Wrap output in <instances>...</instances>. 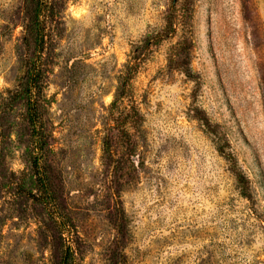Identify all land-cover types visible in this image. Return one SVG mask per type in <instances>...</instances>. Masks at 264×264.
Listing matches in <instances>:
<instances>
[{
  "label": "rangeland",
  "instance_id": "rangeland-1",
  "mask_svg": "<svg viewBox=\"0 0 264 264\" xmlns=\"http://www.w3.org/2000/svg\"><path fill=\"white\" fill-rule=\"evenodd\" d=\"M65 260L264 264V0H0V264Z\"/></svg>",
  "mask_w": 264,
  "mask_h": 264
},
{
  "label": "trees",
  "instance_id": "trees-1",
  "mask_svg": "<svg viewBox=\"0 0 264 264\" xmlns=\"http://www.w3.org/2000/svg\"><path fill=\"white\" fill-rule=\"evenodd\" d=\"M174 1L177 2L178 0H174ZM30 119H31L32 122L35 121V114H34V112H30ZM41 184H43V188H44L45 192H46V191H49V190H48V186H47L48 183H47V181L44 179V176H43V178L41 179ZM45 188H46V189H45ZM64 264H68L66 260H65Z\"/></svg>",
  "mask_w": 264,
  "mask_h": 264
}]
</instances>
